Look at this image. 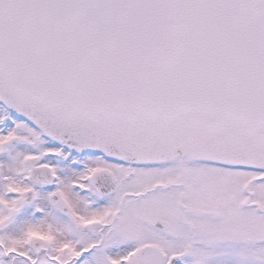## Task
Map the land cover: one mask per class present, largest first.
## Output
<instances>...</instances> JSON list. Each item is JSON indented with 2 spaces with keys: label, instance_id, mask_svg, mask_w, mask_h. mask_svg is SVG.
I'll use <instances>...</instances> for the list:
<instances>
[{
  "label": "snow or ice",
  "instance_id": "obj_1",
  "mask_svg": "<svg viewBox=\"0 0 264 264\" xmlns=\"http://www.w3.org/2000/svg\"><path fill=\"white\" fill-rule=\"evenodd\" d=\"M0 264H264V0H0Z\"/></svg>",
  "mask_w": 264,
  "mask_h": 264
}]
</instances>
